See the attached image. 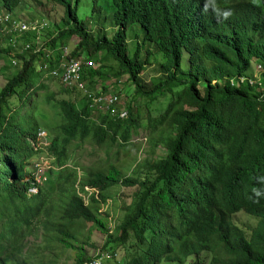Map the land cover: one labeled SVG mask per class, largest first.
<instances>
[{
    "label": "trees",
    "instance_id": "1",
    "mask_svg": "<svg viewBox=\"0 0 264 264\" xmlns=\"http://www.w3.org/2000/svg\"><path fill=\"white\" fill-rule=\"evenodd\" d=\"M2 1L13 12L20 0ZM52 1L66 8L64 25L56 29L68 28L52 44L81 38L78 49L88 50L89 58L99 65L97 70L85 71L92 86L95 81L108 83L127 75L136 97L143 96L150 103L171 98L163 112L149 119L151 142L165 150L166 158L146 162L143 180L124 178L115 167L107 172L83 169L85 185L98 188L103 198L111 197L109 190L119 185H138L141 191L138 203L122 217V235L111 236L106 247L125 246L133 234L131 248L136 255L127 264H184L192 256L197 259L194 264H205L200 260L205 252L212 256L209 264H264V198L257 203L249 199L253 188L260 187L256 177L264 175V98L254 88L210 85L214 79L249 73L253 61L264 66V0H218L221 8L233 12L226 21H218L211 10L203 12L204 0H112L116 32L93 41L88 25L79 17L82 0ZM97 10L94 0L93 12ZM132 23L143 28V44H152L163 54L162 79L150 86L141 78L150 50L145 49L144 58L140 45L133 53L129 51L127 30ZM0 53L11 58L1 48ZM18 58L22 67L14 68L11 62L17 71L0 91V152L5 176L0 179V264H28L23 255L40 224L46 231L56 232L67 247L71 245L66 239L73 237L56 227L58 220L71 225L78 220L92 222L105 232L98 205H84L75 192L76 172L81 167L69 150L79 140L129 143L132 130L141 125L133 117L131 104L125 121L100 117L104 128L89 119L91 111L84 97L81 104L57 101L62 124L49 149L57 171L35 196L28 197L24 164L33 153L27 139H33L40 126L33 120L25 131L14 133L8 115L13 98L29 106L45 86H34L32 61ZM110 59L116 67L108 69L105 62ZM54 190L59 194L51 196ZM59 203L61 208L51 205ZM242 211L259 219L250 237L231 221ZM43 215L46 220H41ZM78 249L76 264H83L89 255L83 247Z\"/></svg>",
    "mask_w": 264,
    "mask_h": 264
},
{
    "label": "rangeland",
    "instance_id": "2",
    "mask_svg": "<svg viewBox=\"0 0 264 264\" xmlns=\"http://www.w3.org/2000/svg\"><path fill=\"white\" fill-rule=\"evenodd\" d=\"M69 1L74 3L76 0ZM96 2L98 6L97 12H93L94 0H82L79 7V17L81 21L88 25L90 41L96 40L103 34L112 37L117 29L113 19L114 8L112 0H96ZM4 9L3 1L0 0V10ZM14 12L16 13L15 16L20 18L21 21L29 22L35 19H45L50 21L53 27L63 26L64 17H66V8L52 0H20ZM127 33L130 53H133L140 45L142 47L141 56L144 58L145 49L150 50L149 64L146 66L141 78L147 86L156 83L162 79L160 65L163 61V54L159 53L154 45L143 44V28L139 24H130ZM86 46L89 47L90 54H93L92 45L88 44ZM4 55L0 53V91L8 79L17 71L11 67V58ZM187 63L188 51H185L183 60L185 68ZM105 64L108 69L116 67L112 59L106 61ZM255 64H257V61L252 62L251 73L255 71ZM126 76L113 85L110 91H114L116 94L119 93L122 102L126 105H132L133 117H138L141 124L137 129L134 128L132 130L129 143H124L120 140L119 144H112L108 139L101 143L94 140L85 142L79 140L74 142L69 153L75 157V161L79 167L89 172L97 170L107 172L110 168L115 167L120 170L124 178L138 181L144 179L145 169L143 166L146 162L166 158L167 154L165 150L156 146L157 143L151 142V138L149 137V119L163 112L171 98L166 96L154 103H150L143 96L136 97L135 88L131 82L127 81ZM31 80L34 81V86L42 84L45 88L41 89L34 96L33 102L29 106L24 105L23 102H17L16 98L12 99V112L8 115L12 118L11 130L14 133L20 130L25 131L33 120H37L40 130H44L48 134L49 139H52L54 132L62 124V118L56 102L68 99L81 104L83 96L75 92L70 93L66 87L56 82L41 80L37 72H34V77ZM200 90L203 95L204 88L202 87ZM47 98H50V100L47 101ZM1 159L2 154L0 152V164ZM32 160L24 164V173L25 170L26 172L30 171ZM3 178L5 176L1 174L0 179L3 180ZM109 193L111 194V198L115 199V207L112 208V213L117 223L121 221L126 209H132L141 197L138 185L133 187L115 186L109 190ZM56 194L59 193L54 190L51 196ZM51 205L61 208V203ZM54 212L58 213V209H55ZM49 218H53V215H50ZM41 220H46L44 215L41 217ZM231 221L239 229L244 230L245 234L250 237L258 225L259 219L242 211L234 214L231 217ZM55 223L57 228L66 230L73 237L72 239H66V242L71 247L61 244L59 242L61 237L56 232L46 231L45 227L40 224L34 236L28 239L23 255L28 264H76L79 254L78 248L83 247L85 252L90 256L103 243L104 237L102 232L92 222L78 220L71 225V223L60 224L58 220ZM134 241L135 237L131 234L125 246L122 243L118 244L117 252L120 264H127L136 255L135 251L131 248ZM211 258L212 256L208 252L200 256L201 262L205 264H209ZM196 261V257L192 256L184 264H194ZM166 264L180 263L173 262Z\"/></svg>",
    "mask_w": 264,
    "mask_h": 264
},
{
    "label": "built area",
    "instance_id": "3",
    "mask_svg": "<svg viewBox=\"0 0 264 264\" xmlns=\"http://www.w3.org/2000/svg\"><path fill=\"white\" fill-rule=\"evenodd\" d=\"M66 29H54L52 24L45 19H35L25 22L16 17L12 12H0V40L10 51L11 62L14 68H21V59L32 61L34 72L43 81L56 82L71 92L81 94L87 101L91 111V119L97 121L98 116H107L114 119L125 120L129 117L127 105L122 102L120 94L110 89L120 80L110 82H98L92 86L85 77L86 70H97L98 66L93 59L89 58L88 50L78 49L80 40L74 39L71 42L52 41L59 36L60 32ZM79 39V38H77ZM78 49V50H77ZM77 51V53H76ZM264 74V66L256 65L254 73L237 76L228 79L230 87L258 86V90L264 93L261 75ZM220 84V83H219ZM259 98H264V94ZM45 133L38 134L36 148L47 147ZM51 169L49 162L40 158L34 164L33 172L30 175L31 187L29 194L37 193L38 187L47 181V175ZM91 194L98 197V191L87 188ZM87 203L88 196L83 193ZM111 232L114 224L111 222ZM113 257L109 252H98L95 257L85 264H106L112 262Z\"/></svg>",
    "mask_w": 264,
    "mask_h": 264
},
{
    "label": "clouds",
    "instance_id": "4",
    "mask_svg": "<svg viewBox=\"0 0 264 264\" xmlns=\"http://www.w3.org/2000/svg\"><path fill=\"white\" fill-rule=\"evenodd\" d=\"M253 2H255V0H253ZM209 10L212 11V13L216 16V18H217L218 21H221V20L226 21V20H228L233 15V12H232L231 9L221 8L220 5H219L218 0H204V4H203L202 11L206 13ZM1 11L11 12V11L7 10L6 8L4 10H0V12ZM12 13H14L16 15V13L14 11ZM53 28L56 29L55 26ZM59 29H68V28H59ZM77 38H79V39H77ZM74 39L81 41V38L80 37H77V36L74 37ZM0 45H1V49L2 50H4L5 52H9L10 53V51L7 50V47L4 46V43L1 40H0ZM256 65H262V64L257 63V64H255V67H256ZM97 66L99 68V65L98 64H97ZM253 73L249 72L247 74H251L252 75ZM247 74H242V75H247ZM242 75H237V76H242ZM237 76H234V77H226V78H223L222 80L214 79V80L211 81L210 85L211 86L218 85L220 87L223 86V85H228L229 86L228 79L235 78ZM126 78H127V81H129V76H126ZM120 79H122V78L112 79V80H120ZM261 80H262V84L264 86V74L261 75ZM98 82H100V81H98ZM242 87L254 88L256 90V93L259 95V97L264 94V93L260 92L257 89L258 86H256V87L240 86L238 88H242ZM230 88H236V89H238L237 87H230ZM260 99H262V98H260ZM127 111L129 113L128 105H127ZM107 116L110 119L115 120V121L116 120H121V119H114V118L110 117L109 115H107ZM100 117H106V116H98L97 117V121H94V120L91 119V112H90L89 119L92 120L93 122H95L96 124H98L100 126H104V128H106L105 125H102L101 124ZM127 119H125V120H127ZM125 120H122V121H125ZM41 132H44L45 133V140L48 143V146L47 147H42L41 149H37L36 148L37 138H38V134L41 133ZM27 143H28L29 148L32 150L33 157L31 159H33V160L31 162L32 163V167H31L30 171L29 172H26V170H25V173H24V176H25L24 182L29 183V186H28V189H27L28 197H33V196H35L38 193V190L40 189V187H42L50 179V174L52 172L57 171V167L55 166V158L49 154V149L52 146V139H49L48 134L44 130H40L39 129L33 139H27ZM40 158L46 159L49 162L51 169L48 172L47 181L44 182L42 185H40L38 187V190H37V193L36 194L30 195L29 194V189L31 187V179H30V175L31 174H29V173H32L33 172L34 164L37 163ZM30 160H28V162ZM68 167H70V166H68ZM3 171H4V169H3V165H2V161H1V164H0V175L2 174ZM85 178H86L85 171L82 168L77 169V172H76V183H75V186H74L75 192L82 199L84 205H86L88 207H91L94 204H97L98 205V214L105 218L106 231L105 232H102L101 231L102 232V235L104 237V240H103L102 245H100L98 247V249L95 250L87 258V260L83 264L91 261L95 257V255L98 254V252H109L112 255L113 261L112 262H108L106 264H120L119 254L117 252L118 244L114 245L113 247H106L107 241H108V239L111 236H113V237H119V236L122 235V229L120 228L121 221L117 223V221L114 218V215L112 213V208L115 207V199L114 198H111V197L103 198L101 196V191L98 188H94V187L92 188L90 186L85 185ZM256 181H257L258 185H260V187L253 188L252 195L249 196V199L252 200L254 203H257V202H259V200L261 198H264V175H261V176L256 177ZM87 188L97 190L98 191V197H96L95 194H91L87 190ZM83 193H85L88 196V200H89L88 203H87L85 197L83 195H81ZM111 222H113V224H114V229H113L112 232L110 231L111 230V227H110Z\"/></svg>",
    "mask_w": 264,
    "mask_h": 264
}]
</instances>
